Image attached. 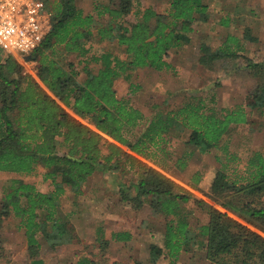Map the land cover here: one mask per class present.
<instances>
[{
    "label": "trees",
    "instance_id": "obj_1",
    "mask_svg": "<svg viewBox=\"0 0 264 264\" xmlns=\"http://www.w3.org/2000/svg\"><path fill=\"white\" fill-rule=\"evenodd\" d=\"M46 3L53 9L52 28L41 45L26 56L39 57V80L25 76L13 56L5 55V59L0 60V171L30 174L42 165L47 170L45 179H51L54 188L43 192L34 184L19 180L4 197V211L19 219L29 249L37 254L42 246L41 237L55 244L49 228L61 241L71 242L76 235L72 222L59 211V201L67 187L76 196L82 195L84 183L98 169L118 170L122 161L131 167L138 165L141 175L132 186L135 195L132 197L122 190V197L138 200L141 206L148 198L152 209L166 217L164 246L152 244L151 258L156 261L167 251L171 258L177 259L195 244L190 222L182 215L183 205L192 196L181 192L172 178L142 158L157 161V151L164 150L168 137L179 138L185 130L190 131L189 142L195 143L197 150L211 151L232 124L249 122L246 106L264 111V77L247 96L246 106L225 108L218 115L214 111L205 112L201 104L188 102L177 109L155 114L133 142L126 132L140 126L144 114L117 96L115 80L131 67H150L157 71L172 67V50L190 42L193 24L205 19L209 4L205 0H170L166 12L160 13L151 7L138 8L134 12L137 19L127 22L132 0L96 4V11L87 14L77 6L76 0H46ZM102 17H107L108 23L95 32L93 27ZM223 22L228 24V20ZM95 35L115 40L129 60L105 51L92 56V61L100 65L96 71L86 65L81 72L73 62L63 66L50 54L60 47L67 55L86 56L90 52L88 42ZM232 43L238 45L239 42L231 35L224 48L212 49L203 44L201 60L237 56V52L229 50ZM247 67L263 72L264 61L249 60ZM81 73L85 75L82 81ZM83 118H89L91 123L84 122ZM60 147L65 148L64 153L59 152ZM152 149H156L155 152ZM176 163L184 170L188 161L184 157ZM248 179L246 184H239L230 180L224 170H218L210 195L217 204L264 232V204L257 205L255 200L264 195L263 155L258 157ZM194 201L210 215L209 222L198 228L204 236L200 241L206 243V256L210 261L264 264L262 233L204 200ZM131 239L129 231L111 235V240L120 242ZM77 264L97 263L82 256Z\"/></svg>",
    "mask_w": 264,
    "mask_h": 264
},
{
    "label": "rangeland",
    "instance_id": "obj_2",
    "mask_svg": "<svg viewBox=\"0 0 264 264\" xmlns=\"http://www.w3.org/2000/svg\"><path fill=\"white\" fill-rule=\"evenodd\" d=\"M76 1L85 14L96 11V4L112 3V0ZM169 1L132 0V12L126 16V20L134 22L137 19L134 12L138 8L151 7L164 13ZM205 1L209 4L208 13L205 19L196 20L193 24L190 42L172 50V67L162 71L150 67H131L115 80L117 96L144 114L140 126L126 132L133 142L140 137L155 114L177 109L188 102L201 104L205 112L214 111L218 115L225 108L246 106L247 96L263 80L264 71L248 68L247 64L249 60L264 61V0ZM46 6L53 16V9L47 3ZM106 18L102 17L100 23L93 27L95 32L107 25ZM226 20L227 25L223 22ZM231 35L238 38L239 43H232L229 50L237 52V56L205 62L201 60L203 44L212 49L224 48ZM88 46L90 52L86 56L67 55L60 47L50 54L63 66L73 62L81 72L86 65L96 71L100 65L92 61V56H99L105 51H112L120 58L129 60L115 40L95 35ZM5 55L0 50V60L3 61ZM14 58L21 64L25 76L27 74L39 80V57ZM84 78V73H81L79 79L82 81ZM246 108L249 122L232 124L219 145L207 153L200 152L195 143L189 142L190 131L185 130L179 138L168 137L163 144L164 150L157 151V161L140 157L172 178L181 192L192 196L183 205L182 215L190 222L195 244L177 259L171 258L165 251L156 261L152 260L151 245L164 246V224L167 219L152 209L148 198L141 206L138 200L130 201L122 197V190L134 197L132 186L141 175L138 165L131 167L122 161L118 170L95 171L84 183L82 195L76 196L67 187L60 198L59 211L72 222L76 235L71 242L61 241L49 228L50 238L55 244L41 237L42 246L37 254L29 249L25 230L19 227V219L13 213L4 211V197L19 180L34 184L43 192L51 191L54 184L51 179H45L47 170L42 165H38L30 174L0 171V264H77L82 256L96 260L97 264H216L207 258L206 243L200 241L204 236L198 231L200 225L209 222L210 215L195 199L228 212L264 235L254 224L217 204L210 195L211 183L218 170H224L230 180L246 184L256 168L258 157L264 156V111ZM83 121L91 123L89 118H83ZM59 139L62 141V138ZM155 150L152 149L153 152ZM59 152L64 153L65 148L60 147ZM184 157L188 164L186 169L181 170L176 161ZM255 200L257 205L264 204V195L255 197ZM119 231L131 232L129 243L111 240L112 233ZM106 240L109 243H104Z\"/></svg>",
    "mask_w": 264,
    "mask_h": 264
},
{
    "label": "built area",
    "instance_id": "obj_3",
    "mask_svg": "<svg viewBox=\"0 0 264 264\" xmlns=\"http://www.w3.org/2000/svg\"><path fill=\"white\" fill-rule=\"evenodd\" d=\"M52 28L45 0H0V50L25 57L36 50Z\"/></svg>",
    "mask_w": 264,
    "mask_h": 264
},
{
    "label": "crops",
    "instance_id": "obj_4",
    "mask_svg": "<svg viewBox=\"0 0 264 264\" xmlns=\"http://www.w3.org/2000/svg\"><path fill=\"white\" fill-rule=\"evenodd\" d=\"M90 13H93V12H90ZM130 233H131V232H130ZM123 243H124V244H125V243H129V241H127V242H123Z\"/></svg>",
    "mask_w": 264,
    "mask_h": 264
}]
</instances>
